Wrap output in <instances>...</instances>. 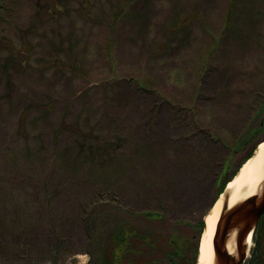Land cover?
<instances>
[{
	"label": "rangeland",
	"instance_id": "obj_1",
	"mask_svg": "<svg viewBox=\"0 0 264 264\" xmlns=\"http://www.w3.org/2000/svg\"><path fill=\"white\" fill-rule=\"evenodd\" d=\"M232 2L0 0V264H92L111 210L191 243L264 140V0Z\"/></svg>",
	"mask_w": 264,
	"mask_h": 264
},
{
	"label": "trees",
	"instance_id": "obj_2",
	"mask_svg": "<svg viewBox=\"0 0 264 264\" xmlns=\"http://www.w3.org/2000/svg\"><path fill=\"white\" fill-rule=\"evenodd\" d=\"M232 3L235 4L236 0H233ZM260 114L263 117L260 123L262 125L264 121V104ZM249 136L244 139L245 145L250 140ZM96 149L95 152H92L95 156L97 153L104 157L110 152L107 146L101 148L99 145ZM250 155L251 153L247 157ZM92 170L95 169H86L83 175L79 172L80 178H85L88 174H91L89 172H92ZM233 175H228V172H226L218 180L215 198L223 192L226 183ZM138 216L139 214L131 219H124L115 210L107 211L105 215L102 211V213L95 216L94 222L98 224V231H102L103 237L101 245L94 246L98 250L97 254H94L95 259L92 264H189L190 262L195 264L200 238L205 229L204 220L195 225L197 227L196 232H193L196 234L193 235L191 243L187 241L185 246H179L175 239L173 240L172 229L165 228L166 231L151 230L147 227V224H139ZM145 217L150 222L161 219L160 213L156 212H147ZM1 231H4V225ZM12 231H20V228L16 227ZM253 242L251 256L245 264H264V215L254 231ZM11 248L13 247L0 244V258L12 260L11 252L13 250L16 251L15 256L18 257V249ZM190 249H192V253L189 256L188 251Z\"/></svg>",
	"mask_w": 264,
	"mask_h": 264
},
{
	"label": "water",
	"instance_id": "obj_3",
	"mask_svg": "<svg viewBox=\"0 0 264 264\" xmlns=\"http://www.w3.org/2000/svg\"><path fill=\"white\" fill-rule=\"evenodd\" d=\"M262 143L264 141H261L259 145ZM248 161L249 159L245 163ZM222 196L225 197V201L213 239V248L217 258L216 264H243L247 260L250 251V245L247 243L248 238L253 236L258 222L264 214V182L261 193L238 203L232 208L229 207L227 201L230 198L227 185L224 192L212 205L211 210ZM235 231L237 232V254L232 255L228 251L227 241L229 235ZM198 260L199 256L196 264Z\"/></svg>",
	"mask_w": 264,
	"mask_h": 264
},
{
	"label": "bare ground",
	"instance_id": "obj_4",
	"mask_svg": "<svg viewBox=\"0 0 264 264\" xmlns=\"http://www.w3.org/2000/svg\"><path fill=\"white\" fill-rule=\"evenodd\" d=\"M264 182V143L257 146L254 155L244 164L237 176L228 184L230 198L227 200L230 208L238 203L261 193ZM225 197L222 196L206 217V229L199 243V260L197 264H216L217 258L213 248V239L218 219L221 215ZM237 232L229 235L227 248L230 254H237ZM247 243L252 245V236Z\"/></svg>",
	"mask_w": 264,
	"mask_h": 264
}]
</instances>
